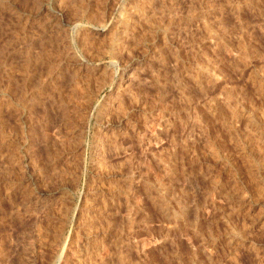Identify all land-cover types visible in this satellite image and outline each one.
Listing matches in <instances>:
<instances>
[{
	"label": "rangeland",
	"instance_id": "374dc122",
	"mask_svg": "<svg viewBox=\"0 0 264 264\" xmlns=\"http://www.w3.org/2000/svg\"><path fill=\"white\" fill-rule=\"evenodd\" d=\"M0 264H264V0H0Z\"/></svg>",
	"mask_w": 264,
	"mask_h": 264
},
{
	"label": "bare ground",
	"instance_id": "6f19581e",
	"mask_svg": "<svg viewBox=\"0 0 264 264\" xmlns=\"http://www.w3.org/2000/svg\"><path fill=\"white\" fill-rule=\"evenodd\" d=\"M96 211V210H95Z\"/></svg>",
	"mask_w": 264,
	"mask_h": 264
}]
</instances>
